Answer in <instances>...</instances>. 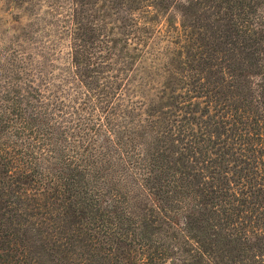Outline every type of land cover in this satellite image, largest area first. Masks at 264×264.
Returning a JSON list of instances; mask_svg holds the SVG:
<instances>
[{
  "label": "trees",
  "instance_id": "obj_1",
  "mask_svg": "<svg viewBox=\"0 0 264 264\" xmlns=\"http://www.w3.org/2000/svg\"><path fill=\"white\" fill-rule=\"evenodd\" d=\"M69 2L78 108L90 116H65L40 87H16L12 145L0 149V264H264V0ZM173 7L183 24L189 13L203 19L193 31L201 47L188 51L198 70L234 75L225 94L236 96L217 119L181 118L190 147L178 154L144 137L127 168L139 144L112 119L118 86L105 98L79 68L94 46L132 48L134 63Z\"/></svg>",
  "mask_w": 264,
  "mask_h": 264
},
{
  "label": "rangeland",
  "instance_id": "obj_2",
  "mask_svg": "<svg viewBox=\"0 0 264 264\" xmlns=\"http://www.w3.org/2000/svg\"><path fill=\"white\" fill-rule=\"evenodd\" d=\"M70 8L69 0H0V149L12 145L14 125L10 118L16 87H40L44 99L65 116H90L79 109L84 96L72 72L73 34L67 21ZM185 15L175 7L163 15L149 47L137 54L134 63L127 57L132 48L126 46L116 55L97 46L85 52L92 55L89 59L84 55L79 70L88 74L86 79L91 85L96 83L105 98L110 96V88L118 86L111 99L120 111L112 114V119L137 133L139 146L131 149L127 168L133 167L131 162L140 161L144 137L160 136L163 149L171 148L174 142L178 154L180 148L190 147L181 118L190 112H209L217 119L222 114L220 104L225 100L224 105L229 104L236 96L232 87L225 94L226 87L235 82L234 75L224 74L219 67L212 72L197 69L188 48L191 43L193 52L201 47L194 32L206 28L203 19L195 20L192 13L183 24ZM230 16L224 13L226 20ZM106 26L98 25L105 32ZM102 35L99 38L103 39Z\"/></svg>",
  "mask_w": 264,
  "mask_h": 264
}]
</instances>
